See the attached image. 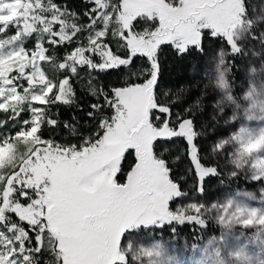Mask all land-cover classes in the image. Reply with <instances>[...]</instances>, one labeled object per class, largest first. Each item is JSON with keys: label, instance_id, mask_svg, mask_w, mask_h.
Returning a JSON list of instances; mask_svg holds the SVG:
<instances>
[{"label": "snow or ice", "instance_id": "snow-or-ice-1", "mask_svg": "<svg viewBox=\"0 0 264 264\" xmlns=\"http://www.w3.org/2000/svg\"><path fill=\"white\" fill-rule=\"evenodd\" d=\"M32 3L26 18L33 27L18 16L0 20V129H16L0 131V150L11 147L0 164V264H127L119 255L126 233L202 223L204 202L170 207L189 191L173 179L165 142L183 138L188 145L193 197L203 195L208 177L222 175L221 166L204 162L193 109L174 112L182 97L158 91L160 50L170 44L178 55L191 48L203 53L207 30L213 39L227 37L233 56L242 55L244 41L237 48L226 30L233 22L229 0H83L81 10L66 0H42L48 6L42 20ZM239 3L244 11L237 15H246L248 0ZM6 4L10 15L12 0H0ZM249 38L264 39V29ZM4 41L19 47L6 52ZM142 59L146 67L137 66ZM112 72L121 74L119 86L100 79ZM25 102L27 118L15 108ZM62 107L72 110L70 119H61ZM88 121L94 127L84 134ZM211 148L227 153L225 141ZM127 157L132 163L124 174ZM253 179L264 180V173Z\"/></svg>", "mask_w": 264, "mask_h": 264}, {"label": "rangeland", "instance_id": "rangeland-1", "mask_svg": "<svg viewBox=\"0 0 264 264\" xmlns=\"http://www.w3.org/2000/svg\"><path fill=\"white\" fill-rule=\"evenodd\" d=\"M26 0H12L11 14H8L9 5H3L5 12L0 15V20H11L17 17L20 10L25 8ZM248 13L246 15H237L243 13V8L239 0H229V10L231 12L232 23L226 27V30L231 36V43L237 48L236 41H244L243 43V66L240 73L239 85L241 88L240 94L248 87L249 80H252L257 91L254 93L256 101L264 100V39L254 40L249 37L260 33L264 29V0H248ZM253 8L255 10L253 11ZM139 28L145 26L143 21L138 25ZM227 39V37H225ZM5 51L19 47L16 41H4ZM32 47V45H25ZM172 46V45H171ZM173 47V46H172ZM219 51V55L217 54ZM225 51L222 48L212 50L204 59L194 74H202L209 81V84L215 88L214 95L217 99L215 107L218 109V116L223 118L224 135L216 137L213 141H209L208 154L203 155L205 162H214L221 166V171L231 174L233 172L242 173L249 180L257 181L261 179H253L254 175L264 173V146H261L252 153H244L240 149V145L248 138L258 136L264 129V112L261 111L260 105L255 107L250 106L252 100L241 98L240 101H231L225 97V93L216 88V80L218 74L224 69L221 66ZM206 62V68L204 69ZM255 65L257 72L249 75V68ZM49 72H52L56 65L46 66ZM204 69V70H203ZM210 88V87H209ZM30 107L26 102L16 105V111L24 112L23 118H27V109ZM0 119L4 117L0 116ZM14 128H9L7 125L0 131L8 132L15 131ZM239 137V138H238ZM216 141H225L227 145V153L213 152L211 146ZM165 146L169 149L166 154V159L169 160L170 166L179 164L180 172L173 174V179L182 182L184 190L189 191V197L177 199L175 202H170V207L175 208L179 204H186L191 199L200 200L207 205L208 210L201 213L200 216L210 218L220 228V235L214 239H209L205 243L196 247H191L186 239L176 241V236L155 237L149 229L139 228L131 234H125L127 239H119V255L127 259V264H212L211 257L219 254L228 256L231 253H239L242 258L235 259L234 264H257L264 258V247H259L253 240H250L246 235L241 233V230L256 231L264 237V186L258 187L254 191L237 190L232 192L211 186L208 184L207 189L202 196L193 197L190 191L191 186L195 182V177L190 169V163L186 157L185 149L178 141L166 143ZM11 153V147L0 150V164ZM180 155L179 162L174 163V157ZM126 160V165L131 162ZM212 159V160H210ZM239 160L240 166L234 167L231 161ZM231 202V208L227 213L224 212L221 205H226ZM215 205V207H213ZM106 254V250L102 255ZM221 264L223 262L221 261ZM233 264V260L229 261Z\"/></svg>", "mask_w": 264, "mask_h": 264}, {"label": "trees", "instance_id": "trees-1", "mask_svg": "<svg viewBox=\"0 0 264 264\" xmlns=\"http://www.w3.org/2000/svg\"><path fill=\"white\" fill-rule=\"evenodd\" d=\"M59 2V0H58ZM69 7L75 8L76 10H81L83 6V0H66ZM32 0H26L25 8L20 10L18 17H21L19 21L25 28L33 27L32 23L26 18V13H28L29 8H33ZM35 8H40L41 12L35 13L37 19H43V13L48 11V6L42 3V0H35ZM243 8V7H242ZM248 8V4H247ZM249 9V8H248ZM244 10V9H243ZM248 13V11H247ZM139 28V26H138ZM256 34V30L253 31ZM205 41H204V52L201 53L195 48H191L189 53L184 55H178L175 49L170 44H165L161 46L160 50V63L161 72L158 82V91H168L171 95L179 94L182 97V102L174 106V112L178 111L184 113L186 109H193V116L195 127L201 135L197 138V144L200 149V153L203 155L208 154L209 141L215 140L216 137L223 136L225 130H223V118L218 116V109L215 107L217 99L214 95L215 88L209 84V81L202 74H194L192 71H196L195 68H199L202 65L204 58L213 50H217L219 47L225 51V55L222 59L221 66L225 70L229 66L231 67V74L229 75V80L235 85L236 100L240 101V85L239 78L243 66V54L240 56H233L228 44L224 41L225 37L220 39H213L210 37L208 31H205ZM33 42L29 41L27 45H32ZM58 56H63L64 48L57 49ZM227 60V63H223ZM235 64V66H234ZM137 66H147L146 60L137 61ZM108 75V79L105 80L104 76L101 75L100 79L105 83H114L115 86H119V80L121 79V74L118 72H112ZM86 80L85 74L81 73V80L77 84L78 91H83L81 84ZM210 87V88H209ZM215 90V92H214ZM84 102H89V98L85 95ZM61 119H70L72 115V110L62 107L60 109ZM77 116H82L83 113L76 112ZM80 123H84L81 121ZM93 121H88L87 126L83 129V133L87 134L92 131L94 127ZM60 136H63L65 140L70 139L66 131L60 132ZM59 138V137H58ZM178 141L182 144L186 150L188 145L183 140V138H173L172 141H167L166 143H173ZM71 142L76 143L75 139H71ZM166 157V156H165ZM188 159V156L186 154ZM127 157L126 160H130ZM167 158V157H166ZM122 164L123 173L126 174L129 170L130 164ZM212 160V159H210ZM189 162V159H188ZM205 162V161H204ZM190 163V162H189ZM214 163V162H205ZM190 168L192 165L190 164ZM173 169L172 175L176 172H180L181 166L175 164L170 166ZM195 177V173L191 171ZM220 177L210 176L205 181V189H207L208 184L213 186H218L220 188L230 190L235 192L237 190L244 191H254L260 186H264V182L257 180L252 181L247 178L245 174L237 173L235 176L225 173L223 171ZM120 182L123 183V179L120 178ZM182 184V182H181ZM183 185V184H182ZM203 222H186L183 225H178L175 222L172 225H165L162 229H149L150 232L155 237H168L173 236L171 229L176 228V241L186 239L191 247L199 246L205 243L209 239H216L220 235V228L218 224L214 223L210 218L206 216H200L199 218ZM243 235H246L250 240H253L259 247H264V237L259 235L256 231L241 230Z\"/></svg>", "mask_w": 264, "mask_h": 264}, {"label": "clouds", "instance_id": "clouds-1", "mask_svg": "<svg viewBox=\"0 0 264 264\" xmlns=\"http://www.w3.org/2000/svg\"><path fill=\"white\" fill-rule=\"evenodd\" d=\"M219 55V51L217 53ZM223 63H227V60L225 58V61ZM264 67V65H262ZM249 75L254 74L257 72V69L255 65L251 66L248 70ZM231 74V67L229 66L224 71L220 72L218 74V79L216 80V88L225 93V97L231 101L236 100V91H235V85L231 80H229V75ZM257 91L256 85L252 80H249L248 87L245 88L244 92L241 93V98L245 100H252V104L250 106L255 107L257 104L260 105L261 111L264 112V100L256 101L254 97V93ZM264 146V129L261 130L260 134L255 137L248 138L244 143L240 145V149L244 153H252L253 150ZM224 212L227 213L229 209L231 208V202H228L226 205H221ZM242 258L239 253H229L228 256H224L223 254H219L218 258L216 255H213L210 259L212 264H221V261L223 264H229L230 260H233V264L235 262V259ZM257 264H264V258L260 259Z\"/></svg>", "mask_w": 264, "mask_h": 264}]
</instances>
